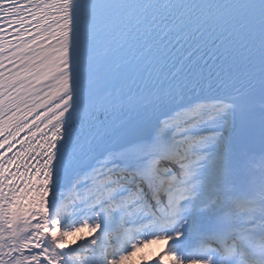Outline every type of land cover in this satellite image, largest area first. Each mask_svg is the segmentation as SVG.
Here are the masks:
<instances>
[{
	"label": "snow or ice",
	"instance_id": "snow-or-ice-1",
	"mask_svg": "<svg viewBox=\"0 0 264 264\" xmlns=\"http://www.w3.org/2000/svg\"><path fill=\"white\" fill-rule=\"evenodd\" d=\"M0 264H264V0H0Z\"/></svg>",
	"mask_w": 264,
	"mask_h": 264
},
{
	"label": "rangeland",
	"instance_id": "rangeland-1",
	"mask_svg": "<svg viewBox=\"0 0 264 264\" xmlns=\"http://www.w3.org/2000/svg\"><path fill=\"white\" fill-rule=\"evenodd\" d=\"M139 255H140V254H137V257H136V259H139Z\"/></svg>",
	"mask_w": 264,
	"mask_h": 264
}]
</instances>
